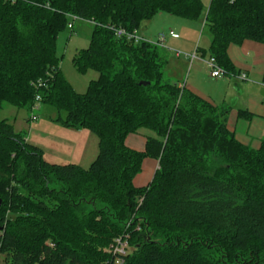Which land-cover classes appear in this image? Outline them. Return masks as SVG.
<instances>
[{
	"label": "trees",
	"instance_id": "16d2710c",
	"mask_svg": "<svg viewBox=\"0 0 264 264\" xmlns=\"http://www.w3.org/2000/svg\"><path fill=\"white\" fill-rule=\"evenodd\" d=\"M203 12L202 0H0V110L31 112L39 96L59 126L98 139L88 168L53 164L0 119V264H114L103 249L125 235L133 251L122 264H264V140L240 144L229 108L168 77L163 46L117 34L158 14L198 21ZM74 21L93 25L72 58L77 72L99 74L84 94L56 53ZM203 21V55L226 75L230 44L264 45V0H210ZM140 129L155 134L145 151L126 148ZM145 158L158 169L135 188Z\"/></svg>",
	"mask_w": 264,
	"mask_h": 264
},
{
	"label": "crops",
	"instance_id": "0c3cea01",
	"mask_svg": "<svg viewBox=\"0 0 264 264\" xmlns=\"http://www.w3.org/2000/svg\"><path fill=\"white\" fill-rule=\"evenodd\" d=\"M152 20L154 19L152 18L150 21ZM76 22H81L82 26L86 23L92 26L91 22L74 21V23ZM73 24L72 30L74 28ZM165 27H168V30L161 32L166 34L163 45L168 42L170 45L177 46L179 44L178 40L186 35L195 38L194 28L191 29L182 25L179 28L171 23L166 24ZM77 29L81 30L82 27H77ZM170 31L178 37L169 36ZM137 33L140 35L139 30ZM140 36L142 37V35ZM209 44L210 41H206L202 48L208 47ZM163 48L165 49V47ZM197 48L199 50H196L194 60L186 56L181 59V54L179 56L176 54L170 59L167 52L168 58L165 69L168 77L211 105L229 108L226 123L228 130L243 146L253 150L259 149L264 140V83L262 82L264 45L249 40H244L239 45L230 44L227 48V56L235 73L227 74L222 79H210L206 66L209 57L207 54L203 55L202 50L205 49ZM171 61L173 63L172 67L178 65L174 68L176 72L173 74L176 79L171 74ZM187 68L188 75L183 79V73ZM178 70L182 72L179 76L176 74ZM241 75H245V79H241ZM42 131L45 132L44 139L32 142L26 138V141L41 148L44 159L49 163L76 164L82 168H88L98 154L97 137L85 129H66L56 124L55 127L46 128ZM154 136L153 132L140 129L136 133L129 134L124 140V145L132 151L144 152L147 137ZM157 169V159H143L140 172L132 180L133 186L135 188L147 187Z\"/></svg>",
	"mask_w": 264,
	"mask_h": 264
},
{
	"label": "rangeland",
	"instance_id": "374dc122",
	"mask_svg": "<svg viewBox=\"0 0 264 264\" xmlns=\"http://www.w3.org/2000/svg\"><path fill=\"white\" fill-rule=\"evenodd\" d=\"M202 2L204 5V12L202 18H200L198 21L184 20L162 13L158 14V16L153 18L154 20L150 22H142L139 28V34L142 35L145 41L156 43L158 34L163 31L166 32L168 30V27H165L166 24L168 25L169 23H171L172 25H177V27L182 25L184 27H190L191 29L194 28L195 38H190L186 35L184 38L181 37V40H178L179 44L177 46L170 45L168 42H166L163 47H165L166 51L169 53L170 59L173 58V56H175L178 52L181 54V59H183L185 55L190 56L193 53H197V47L202 48L204 46V43L206 41H209L210 39L209 30L207 26H204L203 21L210 0H202ZM73 25L74 28L72 31L70 29L65 30L58 36L56 53L60 59L59 66L62 75L70 83L75 92L84 94L87 91L89 82L92 80H96L99 74L91 70L83 74L77 72L72 63V58L76 51L86 49L88 47L93 25L91 26L90 24L86 23L84 24V26H82L81 22H76ZM77 27H82V29L79 30L77 29ZM202 49H208V47ZM172 65L173 63L171 61V74L172 77L176 79L175 75L173 74H175L176 72L174 68H176L178 65H176V67H172ZM176 74L179 76L182 74V72H179L178 70ZM187 75L188 68L183 73V79ZM30 114L31 112L29 110L17 109L10 105H3L0 110V119L6 120L13 126L16 132H21L27 139L32 142H36L39 139H44L45 132H43L42 130L55 127L57 123L54 120L59 116L58 111H56L54 108L44 105H41L40 110L35 113L37 116L36 121L29 120ZM61 115L63 116V113H61ZM130 251H133L132 247L130 248Z\"/></svg>",
	"mask_w": 264,
	"mask_h": 264
},
{
	"label": "built area",
	"instance_id": "2783aa9c",
	"mask_svg": "<svg viewBox=\"0 0 264 264\" xmlns=\"http://www.w3.org/2000/svg\"><path fill=\"white\" fill-rule=\"evenodd\" d=\"M117 34L119 36H125L127 40H132L135 43L143 40V38L138 35V33L132 32V33H127L124 30L120 29L117 31ZM169 36L173 37V38H177L178 35H176L175 33H173L172 31H170L168 33ZM166 38V34L164 33H160L157 37V43L160 46H163V43L165 41ZM177 56L180 55V53H176ZM186 57H189L191 60H194L196 58V53L189 55H185ZM206 66L208 69V74L209 77L211 79H222L224 77H226V73L224 71V69H222L214 59L209 58V60L206 61ZM241 79H245V75H241L240 76ZM40 86H43V84H40ZM183 87V86H182ZM40 97L36 96L35 98V104L32 106L31 108V114L29 116V120L30 121H36L37 116H36V112L39 111L40 109ZM130 244H129V236L125 235L124 237H118L116 239L113 240V242L107 246L106 248L103 249L104 253H106L108 256L111 257L112 261L114 264H122L123 259L125 257H127V255H129L131 253L130 251Z\"/></svg>",
	"mask_w": 264,
	"mask_h": 264
},
{
	"label": "water",
	"instance_id": "95a60500",
	"mask_svg": "<svg viewBox=\"0 0 264 264\" xmlns=\"http://www.w3.org/2000/svg\"><path fill=\"white\" fill-rule=\"evenodd\" d=\"M1 202H2V201L0 200V206H1Z\"/></svg>",
	"mask_w": 264,
	"mask_h": 264
}]
</instances>
